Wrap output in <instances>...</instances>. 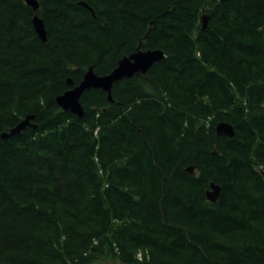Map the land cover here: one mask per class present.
Returning <instances> with one entry per match:
<instances>
[{"label": "trees", "instance_id": "1", "mask_svg": "<svg viewBox=\"0 0 264 264\" xmlns=\"http://www.w3.org/2000/svg\"><path fill=\"white\" fill-rule=\"evenodd\" d=\"M39 3L0 0V264H264V0ZM139 48L165 57L58 106Z\"/></svg>", "mask_w": 264, "mask_h": 264}, {"label": "water", "instance_id": "2", "mask_svg": "<svg viewBox=\"0 0 264 264\" xmlns=\"http://www.w3.org/2000/svg\"><path fill=\"white\" fill-rule=\"evenodd\" d=\"M34 12H38L40 8L39 0H24ZM86 8H91L86 3H81ZM203 28H206L208 24V17L203 16ZM33 25L39 38L43 42H47V30L44 21L36 14L33 18ZM165 57L161 50H141L140 48L129 56L123 57L117 67L108 75L99 76L96 74L92 67L84 74L81 83L69 89L64 94L56 98L58 106L65 112H70L79 118H83L85 110L81 103V98L85 91L91 89H101L108 94L110 101H112V89L113 86L126 78H132L136 74H147L148 71L159 61ZM72 84V81H69ZM35 116H27L25 120L20 122L16 127L12 128L9 132H4L1 135L3 140L9 139L11 136L19 135L25 131L28 127L36 128V125L32 123ZM216 132L218 136H227L230 139L236 137L234 127L226 122H220L216 126ZM217 153V152H215ZM189 173H194L195 167L187 169ZM221 188L215 183L210 184V189L207 191V200L211 203H216L220 197Z\"/></svg>", "mask_w": 264, "mask_h": 264}]
</instances>
